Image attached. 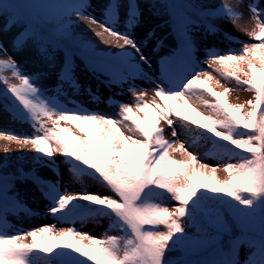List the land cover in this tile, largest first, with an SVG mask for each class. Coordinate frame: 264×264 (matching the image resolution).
<instances>
[{
  "label": "snow or ice",
  "instance_id": "snow-or-ice-1",
  "mask_svg": "<svg viewBox=\"0 0 264 264\" xmlns=\"http://www.w3.org/2000/svg\"><path fill=\"white\" fill-rule=\"evenodd\" d=\"M92 6L91 0H0V56L8 55L3 39L8 37L14 52L30 53L39 65L29 73L11 56L0 58L3 114L32 129L31 135L0 132V140L30 147L36 154L29 169L10 172V148L3 149L0 264H264V0L247 3L253 26L243 31L252 42L219 27L218 21L235 25L244 17L227 0L215 5L203 0H107L102 20L89 12ZM160 8L169 15L178 48L161 58L160 75L153 79L144 69L151 63L143 48L155 32L139 38L136 32L145 10L156 14ZM81 21L101 29L95 35L111 37L104 42H114L120 51L101 55L87 38H77ZM196 32L220 35L242 47L207 48L201 61ZM162 43L158 40L155 50ZM61 47L64 54L58 60ZM77 52L83 54L87 71L107 77L101 81L106 86L127 84L135 103L110 98L116 112L108 116L69 99V89L78 94L83 87ZM204 63L208 70L201 67ZM49 69L57 76L54 95L40 83ZM137 80L154 85L150 102L149 89L139 88ZM212 83L223 91H214ZM239 90L252 98L230 103L229 94ZM84 91L92 100L100 99L91 87ZM177 104L191 108L204 122L181 115ZM181 133L187 137L184 142ZM202 143L211 144L203 155L213 157L216 166L198 156L195 150ZM57 155L68 165L70 182L80 184L79 191L63 185ZM41 169L55 178H45ZM85 179L104 192L89 190ZM28 184L47 202L43 212L57 223L83 225L107 218L108 229L101 237L55 224L15 229L9 217L36 213L21 198L20 186Z\"/></svg>",
  "mask_w": 264,
  "mask_h": 264
},
{
  "label": "rangeland",
  "instance_id": "rangeland-1",
  "mask_svg": "<svg viewBox=\"0 0 264 264\" xmlns=\"http://www.w3.org/2000/svg\"><path fill=\"white\" fill-rule=\"evenodd\" d=\"M21 2H29V3H43V2H54V0H21ZM92 8L89 9V12L95 16L97 20H102V8L107 3V0H91ZM160 2V0H158ZM204 3L209 4H218L221 0H203ZM227 3L235 8L237 11L243 12L244 17L240 21H238L235 25L229 21H218L219 27L226 33H230L232 37L237 38L240 41H247L252 42L249 40V37L243 31L244 28H251L253 26V21L250 19L249 13L247 11V3L248 0H244L243 3H240V0H227ZM75 16L73 20H75ZM98 27L95 25L89 26L86 22H79L78 26L75 28V36L81 38H87V40L94 45L97 52L101 55L103 54H116L120 51L119 48L115 47L113 43H105L104 41H111L112 38L105 35L103 39L97 37L95 35L96 31H100ZM120 30L123 31L122 25L120 26ZM154 31L155 36L151 41H149L147 47L143 48L144 54L149 58L151 63V68H148L147 65H144V69L146 72L150 74L153 79H156L160 75V60L162 57L170 56L174 52L177 51L178 48V39L176 33L172 30V24L167 14V11L163 8H160L156 14H153L147 10H145L142 22L139 26V29L136 32L137 38L144 36L146 32ZM196 42H197V57L201 61L204 60L207 48L215 47L220 51H227L230 47L232 49H239L242 47L240 43H232L229 44L227 41L223 39L222 36H207L205 37L202 32H196L195 34ZM5 46L8 49L7 56H0V58L7 59L11 56L15 59L23 68L25 72H34L39 65L33 60L30 53L20 54L14 52L11 44L9 42L8 37H4ZM158 40H162L163 43L159 47L158 50H155L156 44ZM64 51L60 48L57 50V58L62 59ZM78 55V54H77ZM75 64L77 68V77L83 86L80 93L73 94L72 90H68V98L75 101L76 103L83 105L84 108H87L93 112H99L104 115L111 116L116 112V108L110 102L111 100L126 102V103H135L134 98L131 96L130 93L127 92L128 85L125 84L123 88L117 87L115 85L108 87L101 81L107 79V77L100 75V74H92L91 72L87 71L85 68L84 56H75ZM204 69H207V64L204 63L201 65ZM245 70H246V66ZM5 75H11L10 72H6ZM244 77H242L243 79ZM17 83V81H13ZM45 89L48 90L49 95H54V89L57 84V76L56 71L54 69H49V75L40 81ZM136 85L139 88H147L149 89L148 96L146 97L147 101H151L153 98V92L151 89L154 87L150 82L137 80L135 81ZM223 83V81H222ZM209 86L213 87V90L216 92H222L223 89L216 87L214 83L210 84ZM232 86H235V82H232ZM3 85H0V88H3ZM91 87L93 89L94 94L100 97L99 100H92L91 96L88 95L87 92L84 91V88ZM252 98V94L245 92L243 90H239L238 92L230 93L228 96V100L230 103H245L247 100ZM61 102L64 101V98L61 97ZM159 102V101H157ZM175 103V102H174ZM195 106L194 101H190ZM3 104V101L0 100V105ZM72 107L73 105H68ZM178 111H180L181 115L188 117L189 120H197L201 123L204 121L201 120L199 116L196 115L195 112L191 110V108L183 107L181 108L179 104L176 105ZM141 119L143 118V113L137 114ZM173 119H175L173 117ZM62 127H68L71 131L76 134L80 135L78 130L71 124L62 122ZM162 126L165 128V132L167 138L172 139L170 135V129L167 128V125ZM194 127V126H193ZM180 130L178 129V132ZM0 132H15L17 134L22 135H31L32 129L29 124L24 122H14L12 121L7 115L3 114V108L0 107ZM180 140L182 142L187 140V137L181 133ZM9 147L10 151L7 153V156L10 158L9 160V171H13L16 168H27L31 167V158L36 154L29 148L21 149L18 145L14 143H9L5 140H0V159L5 157V153L3 149L5 147ZM188 144L186 143V147ZM211 148V144H201L199 148L195 151L197 152L198 156L202 158V162L208 163L211 166H216L217 161L211 156H204L203 154ZM189 151H193L192 148L189 147ZM175 158L181 159L182 157L179 154H173ZM56 160L59 162V171L62 173V182L63 185H67L68 190L70 192H76L80 190V184L78 183H71L70 182V173L68 171V165L63 162V157L57 155ZM40 174L45 178L54 179V175L52 171L48 169H41ZM221 178H224V174L218 173ZM84 183L87 185L88 189L91 191H101L104 192V189L98 187L93 181L90 179H85ZM20 193L21 198L26 200L29 206L36 210L34 216L29 217H9L10 222L15 226V229H33L38 228L43 225H52L55 224L57 228H64L74 226L78 228L82 232H87L94 237H101L104 232L108 229L109 221L107 218H102L99 223H95L89 221L83 225L77 222L75 225L70 223H57L54 217L47 215L43 212V209L46 206V201L41 198L39 192L36 191L35 187L31 184L28 185H21L20 186ZM173 206H175V202H171ZM30 242V240H29ZM83 243H88L87 241H83ZM247 255V249H242L241 257L245 258Z\"/></svg>",
  "mask_w": 264,
  "mask_h": 264
},
{
  "label": "trees",
  "instance_id": "trees-1",
  "mask_svg": "<svg viewBox=\"0 0 264 264\" xmlns=\"http://www.w3.org/2000/svg\"><path fill=\"white\" fill-rule=\"evenodd\" d=\"M48 27V26H47ZM77 38H81L80 36L79 37H77Z\"/></svg>",
  "mask_w": 264,
  "mask_h": 264
}]
</instances>
